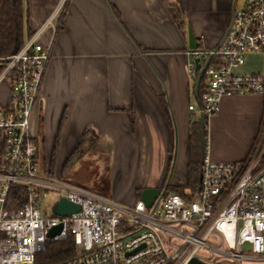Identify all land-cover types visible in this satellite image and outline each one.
Instances as JSON below:
<instances>
[{"label":"crops","instance_id":"0c3cea01","mask_svg":"<svg viewBox=\"0 0 264 264\" xmlns=\"http://www.w3.org/2000/svg\"><path fill=\"white\" fill-rule=\"evenodd\" d=\"M22 1L32 34L52 18L39 39L53 40V49L29 121L40 164L41 153L54 156L61 173L78 149L89 152L99 171L105 161L102 195L122 205L144 188L186 194L190 130L201 103L187 31L197 49H217L244 0ZM171 5L181 9L180 25ZM238 73L264 74V53L247 54ZM9 95L1 82V107ZM263 122L264 94L223 97L207 119L205 153L213 162L244 160Z\"/></svg>","mask_w":264,"mask_h":264},{"label":"built area","instance_id":"2783aa9c","mask_svg":"<svg viewBox=\"0 0 264 264\" xmlns=\"http://www.w3.org/2000/svg\"><path fill=\"white\" fill-rule=\"evenodd\" d=\"M51 21L0 62V83L7 82L10 93L7 105L0 106V264H35L47 242L67 237L75 250L68 264H188L191 259L264 264V122L244 160L213 162L204 153L196 189L185 196L165 192L150 208L140 199L122 205L41 168L29 121L53 49V40L39 41ZM260 53L264 0H244L217 49L191 51L189 72L195 81L194 60L202 67L212 56L197 110L203 117L215 115L223 97L264 94V74L238 73L247 54ZM17 186L26 201L9 208ZM49 195L57 199L47 213L42 203ZM63 198L79 210L63 217L52 214ZM57 225L62 231L48 239L49 228Z\"/></svg>","mask_w":264,"mask_h":264},{"label":"trees","instance_id":"16d2710c","mask_svg":"<svg viewBox=\"0 0 264 264\" xmlns=\"http://www.w3.org/2000/svg\"><path fill=\"white\" fill-rule=\"evenodd\" d=\"M169 12L172 13L174 19L180 25V17L182 15L181 9H179V7H177L176 5H171L169 6ZM26 18L27 16H25L22 0H0V62L17 52L21 48L23 43L27 40V38L31 36L32 33L26 28ZM1 66L0 72L3 67ZM204 80L205 76L203 75L198 86L199 101L200 95L202 94L204 89ZM203 118V140L200 133L199 120L192 125L190 130V152L187 163L188 181L186 185L189 188L190 192H193L196 189L199 182L198 178L201 167L200 162L202 159L201 154L203 152V148H205L206 146L205 138L207 136V133L205 131V128L207 124V118ZM1 145L2 143L0 142V151ZM72 156L73 155L69 157L66 164L62 167V175L65 174L66 169L68 170ZM64 181L72 183L66 177L64 178ZM174 192L185 196V194L178 190ZM9 200V208H17L21 206L26 201L25 191L19 186L12 188ZM74 255V246L71 239L67 237L63 240H53L47 242L44 251L36 254L34 260L35 264H68V262L72 260Z\"/></svg>","mask_w":264,"mask_h":264},{"label":"rangeland","instance_id":"374dc122","mask_svg":"<svg viewBox=\"0 0 264 264\" xmlns=\"http://www.w3.org/2000/svg\"><path fill=\"white\" fill-rule=\"evenodd\" d=\"M1 65L2 64L0 63V66ZM206 139L207 136L205 138V141ZM69 157L67 158V160L69 159ZM93 157L94 156L91 155L89 152L80 151V149H78L76 153L72 156L68 170L66 169L65 174L62 175V172L61 173L55 172L57 171V168H55V162L57 158L56 157L45 158L43 153H41V166L44 169V171L48 170L49 173H51V175H54L60 180H64V178L66 177L72 182V184L76 186L78 185L82 186L90 191H95L102 195L103 193L101 189L103 188L104 185H106V181H105L106 167L104 166L105 161L104 160L100 161L103 169L102 171L101 170L99 171L98 167H96L94 164ZM67 160L63 163V166L66 164ZM99 173L101 174L100 176H98ZM183 191L184 193H186L189 192L190 190L184 189ZM56 199L57 198L54 195H49L48 198L42 203V205L46 208L45 212L47 213L50 212V208L52 204L56 201ZM219 264H230V263L229 261H222L219 262Z\"/></svg>","mask_w":264,"mask_h":264},{"label":"water","instance_id":"95a60500","mask_svg":"<svg viewBox=\"0 0 264 264\" xmlns=\"http://www.w3.org/2000/svg\"><path fill=\"white\" fill-rule=\"evenodd\" d=\"M234 11L235 10H233V14H234ZM232 19H233V17H232ZM232 19H231V22L229 24L230 26L226 30V33L229 30V28L231 27ZM226 33H225L224 37L226 36ZM187 39H188L187 42L189 43V49L191 51H195L197 49L198 44L194 40L190 30L187 31ZM222 42H223V40H222ZM211 54L209 55L208 60L205 62V64L202 67H200L198 58H196V60H194V71L198 72V76L196 78L195 85H194L196 93H197L198 88H199L198 84H199V82H200V80L204 74V70L207 67V65L209 64V61L211 60V57H212ZM203 121H204V118H203L202 114H200L199 115V123H200V133L202 136V140H203V127H204ZM204 153H205V149L203 148V154ZM164 193H165V190L163 191L160 188H155V187L153 189L152 188H144L140 191L139 196H140V200L144 203L145 207L150 208V207H152V205L155 203L156 200H158L159 198H161L163 196ZM78 210H79V206H77L76 204L71 203L67 199L63 198V199H60L58 202H56L53 205L51 212H52V214H54L56 216L63 217V216H69V215L77 212ZM61 231H62V229H61L60 225L53 226V227L49 228V231H48L46 237L48 239L53 238V237L59 235ZM188 264H204V263H200V262L196 261L195 259H191L188 262Z\"/></svg>","mask_w":264,"mask_h":264}]
</instances>
